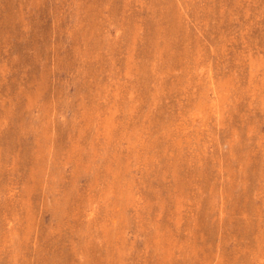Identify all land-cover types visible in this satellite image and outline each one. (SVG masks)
I'll list each match as a JSON object with an SVG mask.
<instances>
[{
	"label": "rangeland",
	"instance_id": "1",
	"mask_svg": "<svg viewBox=\"0 0 264 264\" xmlns=\"http://www.w3.org/2000/svg\"><path fill=\"white\" fill-rule=\"evenodd\" d=\"M0 264H264V0H0Z\"/></svg>",
	"mask_w": 264,
	"mask_h": 264
}]
</instances>
